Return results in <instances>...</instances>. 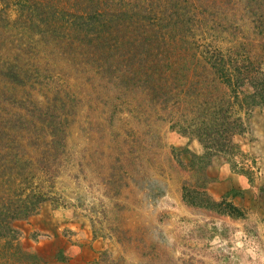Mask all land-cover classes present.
<instances>
[{
    "label": "rangeland",
    "instance_id": "rangeland-1",
    "mask_svg": "<svg viewBox=\"0 0 264 264\" xmlns=\"http://www.w3.org/2000/svg\"><path fill=\"white\" fill-rule=\"evenodd\" d=\"M237 26L231 40L252 38L246 18ZM5 52L12 53L7 61L28 67L33 84L42 83L14 91L6 86L0 123L11 125L18 107L30 112L24 104L50 106L55 120L78 110L64 153L74 162L88 157L83 172L63 168L57 192L64 206L47 204L21 225L28 251L63 254L71 264H93L103 253L124 264H264V107L243 113L247 129L234 138V155L210 158L193 134L183 132L182 114L190 120L193 110L173 103L163 108L133 85L123 94L94 63L58 57L32 30L0 26V65L7 62ZM13 99L14 106L6 104ZM128 127L146 144L139 157L120 162L131 144ZM128 230L136 241L131 249L115 242Z\"/></svg>",
    "mask_w": 264,
    "mask_h": 264
},
{
    "label": "trees",
    "instance_id": "trees-1",
    "mask_svg": "<svg viewBox=\"0 0 264 264\" xmlns=\"http://www.w3.org/2000/svg\"><path fill=\"white\" fill-rule=\"evenodd\" d=\"M245 18L252 38L231 40ZM0 22L8 29L16 26L19 33L32 30L62 59L79 56L87 65L94 63L123 94L133 85L163 108L173 103L184 112L193 110L190 120L182 114L183 132L193 134L210 158L234 155V138L247 129L243 113L264 107V0H0ZM6 54L12 53L1 55ZM28 72L14 60L3 62L0 93L6 86L12 91L39 87L42 78L33 84ZM15 100L6 104L14 106ZM24 105L30 112L18 107L11 125L0 123V264H71L63 254L50 258L28 251L21 225L47 204L64 206L57 192L63 168L83 172L88 166V157L74 162L73 155L64 153L65 133L78 110L55 120L50 106ZM128 128L131 144L118 155L120 162L139 157L146 144ZM129 234L115 242L131 249L136 241ZM122 260L103 253L93 264Z\"/></svg>",
    "mask_w": 264,
    "mask_h": 264
}]
</instances>
